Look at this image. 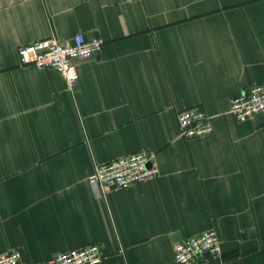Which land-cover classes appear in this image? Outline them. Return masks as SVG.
<instances>
[{
  "label": "crops",
  "instance_id": "obj_1",
  "mask_svg": "<svg viewBox=\"0 0 264 264\" xmlns=\"http://www.w3.org/2000/svg\"><path fill=\"white\" fill-rule=\"evenodd\" d=\"M78 33L104 40L70 88L18 47ZM0 256L44 261L89 244L102 264H177L208 230L221 259L264 264V115L231 101L264 81V0H0ZM199 108L211 135L180 137ZM142 150L158 177L97 198V165Z\"/></svg>",
  "mask_w": 264,
  "mask_h": 264
},
{
  "label": "built area",
  "instance_id": "obj_2",
  "mask_svg": "<svg viewBox=\"0 0 264 264\" xmlns=\"http://www.w3.org/2000/svg\"><path fill=\"white\" fill-rule=\"evenodd\" d=\"M104 40L88 39L83 33L76 34L69 42L55 37L18 47L17 54L22 65L38 70L52 69L60 73L70 88L78 81L75 61L97 57ZM0 61V73L2 72ZM230 113L239 122H247L264 115V81L256 83L231 101ZM180 137L196 139L209 136L214 131L213 119L203 110L193 107L179 112ZM152 152L142 150L114 161L99 164L89 176L88 182L97 198H106L112 191L125 189L158 177L160 173ZM216 230H208L189 238L174 249L177 264H191L203 256L221 259L222 240ZM98 244L74 248L44 261H27L21 252L13 250L0 256V264H102L106 256Z\"/></svg>",
  "mask_w": 264,
  "mask_h": 264
},
{
  "label": "water",
  "instance_id": "obj_3",
  "mask_svg": "<svg viewBox=\"0 0 264 264\" xmlns=\"http://www.w3.org/2000/svg\"><path fill=\"white\" fill-rule=\"evenodd\" d=\"M260 116H263V114H261V115H258V117H260ZM258 117H255V118H258Z\"/></svg>",
  "mask_w": 264,
  "mask_h": 264
}]
</instances>
